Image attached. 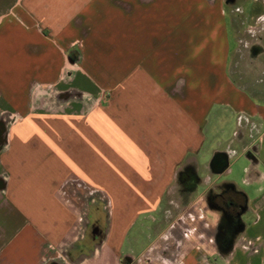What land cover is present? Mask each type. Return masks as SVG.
Instances as JSON below:
<instances>
[{
  "label": "crops",
  "instance_id": "crops-1",
  "mask_svg": "<svg viewBox=\"0 0 264 264\" xmlns=\"http://www.w3.org/2000/svg\"><path fill=\"white\" fill-rule=\"evenodd\" d=\"M227 183L224 253L205 197ZM215 254L264 264V0H0V264Z\"/></svg>",
  "mask_w": 264,
  "mask_h": 264
},
{
  "label": "rangeland",
  "instance_id": "rangeland-1",
  "mask_svg": "<svg viewBox=\"0 0 264 264\" xmlns=\"http://www.w3.org/2000/svg\"><path fill=\"white\" fill-rule=\"evenodd\" d=\"M230 2L231 1H234V0H229ZM230 8H231V6H230ZM238 25H239V28H240V23H238ZM241 27H242V25H241ZM242 47V46H241ZM243 50H244V48H242V50L240 51V48H239V51H238V54L240 55L241 54V52L243 53ZM246 50V49H245ZM260 50V49H259ZM262 50V49H261ZM247 51V50H246ZM244 53L246 54L247 52H245L244 51ZM238 59V58H237ZM241 172H240V169L238 170L237 169V171H235L234 172V174H232V175H225V176H223L224 178H227V177H231V178H233L234 176L236 177V178H238V176H239V174H240ZM238 182V184H240V181H237ZM240 186L241 187H243L241 184H240ZM216 187V186H215ZM218 189H219V187H218ZM218 189L217 188H215V189H213V188H208V190H207V193H206V195H207V197L211 194H213V193H216V192H218ZM209 192H211V193H209ZM207 197H205V199L207 198ZM209 206H210V208L212 209V210H214L216 213H218V217H217V221H216V227H215V229H214V231L212 230L211 232V234H213V237L212 238H215V240H216V242L217 243H219L218 245H220V241L221 240H223V243H225L226 242V240H227V238H228V235H227V231H228V229H229V223H230V220L229 219H227L226 218V215H225V213H223L221 210H219V209H217L216 207H214L213 205H210V203L208 204ZM171 206H172V204H171ZM175 207V206H174ZM171 210V214H165L166 215V220H175V217L174 216H176V215H174V210L175 209H170ZM89 215V213L87 214V216ZM155 217H156V215H155ZM159 218H160V215H159ZM173 218V219H172ZM227 220H229V222H228V224H227ZM93 221V218L92 217H89V219H88V223L89 222H92ZM211 222L213 223V221H212V219H211ZM199 224H201V222L199 223ZM203 225V224H202ZM199 225L197 224L196 225V227H198ZM222 226H223V228H222ZM242 227V225L239 223V224H237L236 226H235V228L233 229V230H235L234 232H236L237 230H239L240 228ZM198 229V228H197ZM221 229V230H220ZM199 230V229H198ZM218 233V234H217ZM210 236V235H209ZM209 260H210V262L212 263V264H215V263H217V264H221V259H220V257L218 256V254H215V255H211L210 256V258H209Z\"/></svg>",
  "mask_w": 264,
  "mask_h": 264
},
{
  "label": "trees",
  "instance_id": "trees-1",
  "mask_svg": "<svg viewBox=\"0 0 264 264\" xmlns=\"http://www.w3.org/2000/svg\"><path fill=\"white\" fill-rule=\"evenodd\" d=\"M224 185H226L224 188L219 187V189H218V192L221 193L220 194L221 199L224 200L223 202H227V203L222 202V204H220L221 208L222 207L225 208L224 205H227V204L233 206L235 203H238L239 207L246 204V196L244 195V193L242 191H239L238 189H236L234 187V185L231 183H227ZM209 193H211V192H209ZM239 223L243 227L242 220H240ZM242 227L239 230H237L236 232H234L235 230L231 229V227L228 229V231H227L228 238H227L226 242L223 243V240H221V243L218 246L222 252H224V253L228 252V250L232 246L233 238L236 236L237 232L242 229Z\"/></svg>",
  "mask_w": 264,
  "mask_h": 264
},
{
  "label": "flooded vegetation",
  "instance_id": "flooded-vegetation-1",
  "mask_svg": "<svg viewBox=\"0 0 264 264\" xmlns=\"http://www.w3.org/2000/svg\"><path fill=\"white\" fill-rule=\"evenodd\" d=\"M221 193L216 192L212 195H209L208 198V202L210 203V205H213L214 207H216L217 209L221 210L223 213H225L226 218L230 220L229 223V228L231 227V229H234L235 226L239 223V221L241 220V214L242 212H244L247 208H246V204L242 205L239 207L238 203H235L233 206L231 205H224V207H220V204H222V202L224 201L223 199H221L220 196ZM223 203H227V202H223ZM233 204V203H232ZM229 220H227V224L229 222ZM233 227V228H232ZM223 228V226H222ZM221 230V229H220ZM218 234V233H217ZM218 242V241H217ZM221 242V241H220ZM219 244V243H218ZM219 246V245H218Z\"/></svg>",
  "mask_w": 264,
  "mask_h": 264
},
{
  "label": "water",
  "instance_id": "water-1",
  "mask_svg": "<svg viewBox=\"0 0 264 264\" xmlns=\"http://www.w3.org/2000/svg\"><path fill=\"white\" fill-rule=\"evenodd\" d=\"M228 165L227 157L222 152H216L211 160L210 166L213 171L220 173L226 169Z\"/></svg>",
  "mask_w": 264,
  "mask_h": 264
}]
</instances>
